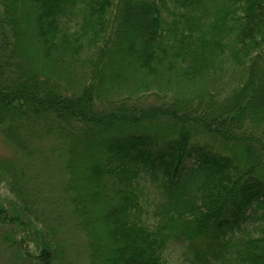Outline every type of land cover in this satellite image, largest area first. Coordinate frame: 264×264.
<instances>
[{"label": "trees", "instance_id": "1", "mask_svg": "<svg viewBox=\"0 0 264 264\" xmlns=\"http://www.w3.org/2000/svg\"><path fill=\"white\" fill-rule=\"evenodd\" d=\"M199 5L0 0V132L65 142L90 264H264V0Z\"/></svg>", "mask_w": 264, "mask_h": 264}, {"label": "rangeland", "instance_id": "2", "mask_svg": "<svg viewBox=\"0 0 264 264\" xmlns=\"http://www.w3.org/2000/svg\"><path fill=\"white\" fill-rule=\"evenodd\" d=\"M213 1L200 0L197 12L201 20L205 11L210 17ZM76 63L73 74L81 77L83 70ZM237 78L229 68L215 82L219 98L230 94ZM21 134L27 136L22 137L26 150L8 142L0 132V264H38L37 257L44 250L51 253L54 264H90L88 240L67 190L65 142L44 130L30 136L25 129ZM155 199L160 203L156 192ZM185 261L178 251L169 258L170 264Z\"/></svg>", "mask_w": 264, "mask_h": 264}]
</instances>
